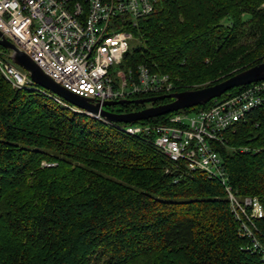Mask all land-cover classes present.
<instances>
[{"label":"trees","instance_id":"obj_1","mask_svg":"<svg viewBox=\"0 0 264 264\" xmlns=\"http://www.w3.org/2000/svg\"><path fill=\"white\" fill-rule=\"evenodd\" d=\"M126 28L140 44L119 67L167 74L172 93L264 62V0H158ZM148 139L66 109L38 85L15 89L0 73V264H264V103L216 145L236 197L262 204L253 223L236 217L221 181L172 164Z\"/></svg>","mask_w":264,"mask_h":264},{"label":"built area","instance_id":"obj_2","mask_svg":"<svg viewBox=\"0 0 264 264\" xmlns=\"http://www.w3.org/2000/svg\"><path fill=\"white\" fill-rule=\"evenodd\" d=\"M157 1L0 0V41H12L61 87L101 105L139 95L170 94L173 82L169 75L153 72L146 65L139 66L135 74L119 68L133 39L126 27L152 15ZM0 73L15 89L36 85L10 58L0 57ZM44 91L66 109L90 115L126 134L149 138L172 164L184 163L189 171L218 179L239 220L245 217L253 223L263 216L257 198L241 201L227 184L228 174L216 145L224 143L227 129L264 103V81L236 95L213 99L207 108L191 111L193 115L183 111L162 124L122 126ZM243 228L253 234L247 224ZM255 246L259 247L258 242Z\"/></svg>","mask_w":264,"mask_h":264},{"label":"water","instance_id":"obj_3","mask_svg":"<svg viewBox=\"0 0 264 264\" xmlns=\"http://www.w3.org/2000/svg\"><path fill=\"white\" fill-rule=\"evenodd\" d=\"M0 46L10 51L9 57L11 61L27 72L32 82L36 85L52 92L80 109L95 115L100 114L105 120L111 123L131 124L184 109L204 106L211 100L221 97L233 88L264 81L263 62L245 71L239 72L219 83L203 88L164 94L161 96L145 97L137 100L122 99L106 101L101 105L100 102L95 103L91 98L82 97L61 87L49 75L44 73L43 70L12 41L5 38L3 41H0ZM166 98H170L172 101L160 105H151L139 111L130 113H116L106 109L107 107L130 103L146 104Z\"/></svg>","mask_w":264,"mask_h":264},{"label":"rangeland","instance_id":"obj_4","mask_svg":"<svg viewBox=\"0 0 264 264\" xmlns=\"http://www.w3.org/2000/svg\"><path fill=\"white\" fill-rule=\"evenodd\" d=\"M130 44H131V47L132 46H137V45H139L140 43L139 42H137V41H132V42H130ZM0 57H4L3 55H2V50L0 49ZM120 68V67H119ZM112 107H115V106H111L110 108H112ZM194 113H190V115H193ZM44 164H46V165H48V163H45L44 162Z\"/></svg>","mask_w":264,"mask_h":264}]
</instances>
